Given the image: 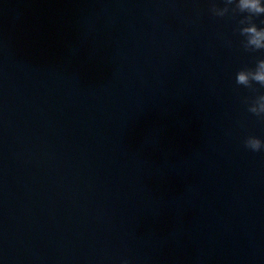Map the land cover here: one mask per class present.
<instances>
[{"label":"water","instance_id":"water-1","mask_svg":"<svg viewBox=\"0 0 264 264\" xmlns=\"http://www.w3.org/2000/svg\"><path fill=\"white\" fill-rule=\"evenodd\" d=\"M105 112L191 264H264V87L227 0H25ZM264 26V16L255 17Z\"/></svg>","mask_w":264,"mask_h":264},{"label":"clouds","instance_id":"clouds-1","mask_svg":"<svg viewBox=\"0 0 264 264\" xmlns=\"http://www.w3.org/2000/svg\"><path fill=\"white\" fill-rule=\"evenodd\" d=\"M228 5L244 16L240 20V33L245 37V49L264 50V26H257L255 17L264 16V0H227L224 7L212 6L215 16L223 17L228 12ZM236 83L245 87L252 82L264 87V58L257 59L252 68H241L235 75ZM248 111L264 116V94L258 95L249 105ZM243 145L252 152H264V140L256 135H247L243 139ZM121 264H129L128 258H123Z\"/></svg>","mask_w":264,"mask_h":264}]
</instances>
